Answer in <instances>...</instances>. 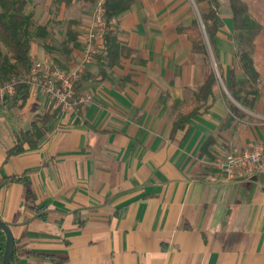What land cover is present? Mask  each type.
<instances>
[{"label": "crops", "instance_id": "crops-1", "mask_svg": "<svg viewBox=\"0 0 264 264\" xmlns=\"http://www.w3.org/2000/svg\"><path fill=\"white\" fill-rule=\"evenodd\" d=\"M54 1L43 0L40 14H32L46 29L29 54L33 62L70 69L81 57L93 4ZM219 3L216 58L201 21L204 1L132 0L112 20L115 62L94 56L85 67L89 78L78 96L88 103L63 110L28 96L21 109L0 106V113L15 111L17 125L0 131V178L23 174L31 190L18 183L0 190V219L14 239L11 264H264V175L227 178L209 164L264 144V0ZM231 4L244 11L234 17ZM193 20L209 59L181 32ZM55 25H64L62 34ZM239 27L252 30L259 74L250 109L223 82L229 70L244 79L235 56ZM211 70L223 79L206 109L173 130ZM47 110L57 113L36 146L7 157L14 133ZM208 138L213 142L202 153Z\"/></svg>", "mask_w": 264, "mask_h": 264}, {"label": "trees", "instance_id": "trees-1", "mask_svg": "<svg viewBox=\"0 0 264 264\" xmlns=\"http://www.w3.org/2000/svg\"><path fill=\"white\" fill-rule=\"evenodd\" d=\"M71 0H55L56 4L64 2L68 4ZM86 3L93 4L99 0H83ZM207 4V8L201 12V21L203 23L205 33L212 53L216 58L215 36L222 28L223 22L219 16L220 0H202ZM132 0H102L103 19L105 22V33L103 36L104 49L100 54H96L97 59L101 61L107 59L109 62H115L118 57V43L115 32L111 29L112 20L120 13L129 9ZM27 0H0V82L8 80L11 77L28 73L33 65L30 57V43L33 35L44 37L45 26L37 25L31 14H25V6ZM233 16L236 17L238 13L244 11L238 10L231 4ZM245 26L250 29L255 28V23L249 19ZM248 23V25H247ZM247 33H242L241 28L237 29L236 39L237 47L235 56L238 60L239 67L244 74L242 81H236L233 70H229V79L225 81L222 75H218L225 84L226 90L231 98L240 106L250 109L258 95L257 82L259 74L255 71L251 55L252 30ZM190 41L193 50L201 53L205 58L209 59L208 51L200 31L198 22L193 20L191 25L187 28L181 29ZM69 35L75 33L68 31ZM111 59V60H110ZM88 74L82 72L77 81L74 82L75 96L78 97V92L82 83L88 80ZM217 74L211 70L203 81L198 90L193 94L190 105L186 111L178 116L173 125V130L182 129L187 121L206 109L208 98L213 95V89L217 85ZM28 99V86L24 84H16L14 93L10 97L3 99L1 107L9 104L11 107L21 109L25 106ZM229 110L234 111L232 106ZM54 110L49 114L48 110L42 115H34L28 130L14 133V143L6 150L7 157L16 156L22 153L24 145L28 147H35L38 140L45 134L46 125L50 119L57 113ZM213 142L212 138H208L201 147V152L205 153L208 147ZM18 183L26 188L27 194H31L30 182L28 178L21 175H12L0 178V190L8 185ZM38 210L43 208H37ZM44 218V214L41 215ZM0 238L2 244L0 245V264H2V254L4 248V235L0 230ZM14 250V248H13ZM13 254V253H12ZM12 259V256H11ZM10 259V264H11Z\"/></svg>", "mask_w": 264, "mask_h": 264}, {"label": "built area", "instance_id": "built-area-1", "mask_svg": "<svg viewBox=\"0 0 264 264\" xmlns=\"http://www.w3.org/2000/svg\"><path fill=\"white\" fill-rule=\"evenodd\" d=\"M101 4L102 0L95 3L90 22L83 30L82 54L74 66L62 69L50 59L34 61L28 73L0 82V105L4 98L14 93L17 83L28 86L29 97H43L47 104L63 110H71L78 104L88 103L90 98L75 96L74 82L93 61L94 56L104 49L103 36L106 27ZM209 164L227 178L264 175V144L252 143L242 150L217 156Z\"/></svg>", "mask_w": 264, "mask_h": 264}, {"label": "rangeland", "instance_id": "rangeland-1", "mask_svg": "<svg viewBox=\"0 0 264 264\" xmlns=\"http://www.w3.org/2000/svg\"><path fill=\"white\" fill-rule=\"evenodd\" d=\"M43 0H35V1H33V0H30V3H28L27 2V4H26V6H25V8H27V9H29V10H31L30 12H31V15L33 14V13H35V12H37L38 13V15L40 14V9H39V7H36L37 5H40V3L42 2ZM96 3V2H95ZM95 3H93V8L92 9H94V7H95ZM25 11V10H24ZM195 11H196V13H197V15L202 11V9L199 7L198 9H195ZM37 18H39V17H37ZM38 21H39V19H38ZM38 21H35L36 22V24H38L39 22ZM55 27H56V30H58V32H59V30H61V34L63 33V31H64V25H55ZM60 35H58L57 36V38L59 39V40H61L60 39V37H59ZM43 37H41V36H35V35H33L32 37H31V42L32 43H34L35 41L38 43L39 42V40H41ZM62 38V37H61ZM210 56V55H209ZM211 63H213V59L211 58ZM43 98V97H42ZM36 99H40V97H38V98H36ZM9 112V113H8ZM15 114V111H13V113L11 112V111H9V110H5V111H3L2 113H0V124H1V127H0V131H1V134L3 133V131H2V129H6V130H8V129H13V128H15L17 125H16V120L13 118V115Z\"/></svg>", "mask_w": 264, "mask_h": 264}, {"label": "water", "instance_id": "water-1", "mask_svg": "<svg viewBox=\"0 0 264 264\" xmlns=\"http://www.w3.org/2000/svg\"><path fill=\"white\" fill-rule=\"evenodd\" d=\"M0 230L4 235L2 264H10V259L14 248V239L9 227L1 219H0Z\"/></svg>", "mask_w": 264, "mask_h": 264}]
</instances>
